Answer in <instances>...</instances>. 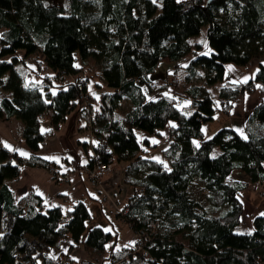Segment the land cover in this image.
Returning a JSON list of instances; mask_svg holds the SVG:
<instances>
[{
  "label": "trees",
  "instance_id": "obj_1",
  "mask_svg": "<svg viewBox=\"0 0 264 264\" xmlns=\"http://www.w3.org/2000/svg\"><path fill=\"white\" fill-rule=\"evenodd\" d=\"M202 28L208 55L200 54V43L188 42ZM31 54L37 70L43 65L49 72L36 70L38 82L26 83L25 60ZM187 54L192 57L182 77L191 111L183 113L163 95L149 97V75L160 61L178 64ZM88 58L98 64L94 73ZM78 61L89 74L81 73ZM253 61L259 71L246 83L221 84L215 97L191 83L197 67L211 85L221 82L225 64L246 67ZM78 78L81 89L88 82L107 88L96 108L92 101L87 106L99 115L89 117L76 100L79 89L73 81ZM257 84L264 94V0H211L206 5L205 0H0V88L8 91L0 100V118L22 121L21 137L30 152L22 158L0 147V264H11L17 254L38 264L67 242L69 249L79 244L86 253L103 256L80 264H111L110 259L112 264H263L264 216L252 217L250 232H236L243 185L225 178L239 169L251 181L264 180V95L245 118L246 138L229 127L207 138L201 132L202 122L217 110L226 114L231 100ZM124 99L131 108L116 114V104ZM75 108L78 119L90 122L93 135L106 138L105 150L94 146V159L126 162L123 181L131 192L116 217L132 232L148 233L142 251L127 254L129 244L116 247L115 235L98 226L81 239L89 220L81 200L62 210L46 206L31 190L12 198L8 183L22 165L53 167L58 173L36 154L50 135L41 130L39 116L53 129ZM167 122L168 142L160 151L165 164L144 158L146 147L154 146L143 138L140 147L134 131L157 135ZM196 186L208 207L226 208L218 214L204 211L191 191Z\"/></svg>",
  "mask_w": 264,
  "mask_h": 264
},
{
  "label": "crops",
  "instance_id": "obj_2",
  "mask_svg": "<svg viewBox=\"0 0 264 264\" xmlns=\"http://www.w3.org/2000/svg\"><path fill=\"white\" fill-rule=\"evenodd\" d=\"M16 54L19 57L23 56L22 51H17ZM33 57H34L33 54L27 55L25 60L26 71L24 73L23 79L26 83L38 82V78L35 77L34 75L37 68L33 60L34 59ZM75 63L79 65V68L80 67L83 69L85 68L83 61H81L80 63L79 61ZM175 65L176 64L173 63V66L169 70L165 71V75L161 77L160 80L150 81L149 96H151L152 98V96H154L155 94L156 96L163 95L174 105L177 104L176 102H178L177 97H182V99L187 101V104H184L183 106H186L188 111L187 113H189L191 111L190 99L186 94L185 90H183L182 92L176 91L173 93L174 95L172 94L165 95L166 93L164 92H167V90L165 91V89L157 90V86L159 85V82L165 79L166 73L167 72L171 73L173 72L174 68L176 69ZM226 67H230V65L224 66V72H223L222 80L220 82L221 84L229 82V81H225ZM231 67H233L232 69L234 68L236 69V67L234 66ZM252 69L253 67L249 68L250 71ZM176 70L177 71L180 70L179 71L180 73L182 72V68H178ZM255 70H257V68H255L250 74L253 75ZM45 72L47 73L49 72V70L45 69L43 65H41L40 70H37V73H39L40 75L44 74ZM89 83L90 82H88L87 84L88 89H89ZM181 94H184V96H181ZM5 96H8V91L6 89L0 88V100ZM249 99H251V97H246L243 94L238 95L236 98L230 101V108L224 115H226V117L229 119L231 117H241L244 127L245 118L251 110L244 111L243 107H244V103L246 101H249ZM177 108H179L183 113H185L180 107ZM78 116L79 115L77 109L75 108L65 114L62 123H60L56 128L52 129L47 121H44L41 127V130L43 131H47L50 129V135L42 144L39 145L36 154L44 159L45 157L57 158L59 162H57V159H47V160L51 161L55 169L58 171V173L64 176L65 182L62 184L59 181L53 180L45 168L39 166L22 165L19 169V173L16 179L8 183L9 191L12 195V198L15 201L18 200L20 197H22L27 191L31 190L38 197H40V199L46 206L48 207L59 206L62 210H68L71 207V204L76 200H81L86 206V202L89 199L93 198V196L95 195V190L96 193L98 191L99 194H102L103 192L102 195L103 196L106 195L107 197V194H109L108 191L111 190L113 191V188H115L120 184L121 176L123 181V171H124V167L126 166V163L124 162L125 163L124 166H121L119 162L113 165L115 160H112V162L107 164L108 170L102 173L99 183L96 185L98 189L94 187V184L90 183L86 174V170H87L86 163H87V156L88 154H91L93 152V149L91 143H89L88 140L89 139L87 134L88 132L83 128V120L78 119ZM22 128H23V123L17 117L10 116L6 119L0 118V147L9 150L12 153H15L19 157L28 158L30 152L27 149L21 137ZM165 131L167 132V130ZM84 132H86V135H84ZM151 136L155 137V135H151ZM154 137H153V141H154ZM143 138L144 136L142 137V139ZM141 140H138L140 142V147H144L145 145L141 143ZM153 141H150L148 139L149 145L156 146L154 144H151ZM21 152L27 153L28 155H21ZM118 190L120 191L121 189L118 188ZM130 192L131 190L128 186L127 188L128 196L130 195ZM128 196L126 197V200ZM244 203H245V208H248L246 209L247 211L245 212L247 213L252 212V210L254 209L253 206L249 202L242 201V205ZM130 231L132 232V230ZM250 231H251V226L248 223V231L243 233H247ZM131 239L132 236L128 235L126 237L127 240L126 244L121 245L120 243L118 247H122L130 244ZM117 241L115 243L116 245L118 244ZM62 250L66 251L72 259L75 258L74 260L77 261L88 260V256H93V257L99 256V255L88 254L83 249L71 250L68 248V242L67 244L63 245L59 251Z\"/></svg>",
  "mask_w": 264,
  "mask_h": 264
},
{
  "label": "rangeland",
  "instance_id": "obj_3",
  "mask_svg": "<svg viewBox=\"0 0 264 264\" xmlns=\"http://www.w3.org/2000/svg\"><path fill=\"white\" fill-rule=\"evenodd\" d=\"M201 41H205V39H204V28H202L197 35L190 37L188 39V42L191 46H193L194 43H200L201 44L200 54L207 53L206 55H208L210 53V49L208 48V46L207 47L205 46V43H201ZM191 57H192L191 54H187L185 57H183L181 62L178 63L179 66H178V64L175 65L176 69H178V68L183 69L184 65L186 64V62ZM87 64H88V68L91 70V72L94 73V70L97 69L98 64L95 63L93 60H91V58L87 59ZM225 65H230V67H226V71H225V81H229L228 83L243 82L245 77H247L248 79L251 78L252 75L250 73L255 68H258L257 61H253L252 63L246 65V67H239V66H235V65H232L229 63H227ZM172 66H173V63H171V62L160 61L157 64L153 73L149 75L150 81L160 80L161 77H163L165 75V71L169 70ZM231 66L236 67V69L235 68L232 69L233 67H231ZM251 67H253V69L250 71L249 68H251ZM85 69H86V67L83 69V71H81V73L83 75L89 74V73H86ZM176 69L174 68L173 72H171V71L170 72H171V74H173V76L176 77V79L178 80V84L174 87L168 86V85L164 84V82H163L164 79H163V81L161 80L159 82V85L157 86V90L165 89V91L167 90V92H164V93H166L165 95H170V94L174 95L173 93L176 91L182 92L183 90L187 89L188 84L184 81V79L182 77V72L180 73L179 72L180 70L177 71ZM167 73H169V72H167ZM191 83L200 86L202 91H204L206 94L211 95V96H216L217 90H218L219 86L221 85L220 81H217L211 85L207 84L203 78V69H201L200 67H197L196 74L192 78ZM260 88H261V84H257V85H255V87L252 91L243 93L244 96L251 97V99H249V101H246L244 103V107H243L244 111H248V110L250 111L260 101V99L264 95ZM89 89H90L89 91L91 92V96L93 98L92 106L96 107L98 100H99L100 92L106 91L107 88L104 87L101 89H96L93 87L92 82H90L89 83ZM181 96H184V94H181ZM149 97L151 98V96H149ZM155 97H157L156 94L154 96H152L151 99H154ZM183 100L184 99H182V97H177L178 102H176L177 104H175V105L177 107H180L185 113H187L188 111H187L186 106H183L184 104H187L186 103L187 101L184 100V102H183ZM130 108H131V104L129 103L128 100H125V99L120 100L116 104L115 113L116 114H123L127 110H129ZM170 124H171V122H167L162 129L158 130V134L155 135V137L154 136L150 137L148 134H146L145 132H142L140 130L134 131V133L137 137V140H141L142 137L144 136V138H147L150 141H153V137H154V141H157V143H154V142L151 143V144H154L156 146H154V147H148L147 146L146 152L141 153V155L144 158L153 159V160H156L159 162L161 161L165 164V159L161 155L160 151L167 146L168 141H167L165 130L167 129V126ZM221 127H231L240 136H242V137L246 136V130L243 127V121H242L241 117H231L229 119L226 117V115H224L222 112H220L218 110L215 111L212 119L202 122L201 132L203 134V137L207 138V137H210L217 129H219ZM238 129L242 130L243 134H241V131H238ZM84 135H86V132H84ZM117 163H118V161H114L113 165L117 164ZM119 163L121 164V166H124L126 162L124 163L123 161H119ZM225 179H226V181L227 180H231V181L237 180L238 183H241L243 185V187L240 190L241 202L242 201L249 202L254 208L252 210V212L247 213L245 211H247L246 209H248V208H245V203L242 205L243 210H244V208H245V210L243 212V215L241 216L240 224L237 225L234 229L238 233L246 232V231H248V223L251 226L252 217H254L255 215H261V213H264V183L262 185H259V184H257V185H246V183L248 181H251V180L248 178L247 175H245V173L243 171H241L239 169L232 170ZM195 184L196 183H194L193 185L195 186ZM94 187H96L98 189L96 184H94ZM118 188L121 190L119 191ZM127 188H128V185L122 181V176H121L120 184L118 186H116L115 188H113V191L112 190L108 191L109 194H107V197L105 199L103 198V195H102L103 192H102V194H99L98 191L96 193V190H95V195L93 196V198L89 199L86 202L85 207H86L88 214H89V220L86 221V223H85V228L81 234V239H83L86 236L87 231L91 227L98 226L101 229H103L104 231L110 232L112 235H115L116 241L118 239V241H117L118 244L116 245L117 247L119 246L120 243H121V245L126 244V242H127L126 237L128 235L132 236L133 232L130 231L131 229L129 228V226L125 222L121 221L118 217H116V211H115V208L112 206V202L116 203L118 209H121L125 203L126 197L128 196ZM191 191L193 192V194L195 196L198 195V197L200 198L201 207L207 213L218 214L226 208L225 205L221 206V208H219V209H214V208L208 207V205H206L204 200H203L204 191L201 190L200 186H196L195 188H192ZM65 244H67V243H63L61 245V247ZM110 244H111L110 242L107 243L106 248H108L110 246ZM61 247L58 250H51V252L55 253V252L59 251L61 249ZM75 249L81 250L82 247L78 244L77 246L71 248V250H75ZM101 257H103V256L102 255L94 256V257L88 256V261H93V262L96 261L97 262L98 259H101Z\"/></svg>",
  "mask_w": 264,
  "mask_h": 264
},
{
  "label": "built area",
  "instance_id": "obj_4",
  "mask_svg": "<svg viewBox=\"0 0 264 264\" xmlns=\"http://www.w3.org/2000/svg\"><path fill=\"white\" fill-rule=\"evenodd\" d=\"M73 82L79 89L76 100L79 101L83 106H86V108L88 109L89 117L91 115H95V116L99 115L97 111H93L89 107H87L88 104L91 103L92 101V96H91V92L89 91V89L87 88L81 89L82 87L81 78H78L74 80ZM163 82L165 85L172 86V87L178 84V80L171 73L166 74ZM39 120L42 122L44 121L41 115L39 116ZM90 127H91V124L89 121L83 122V128L88 132L87 133L88 138H89L88 140H89V143H91L92 149H94V146H96L98 151L105 150L106 149L105 136L103 134L99 136L93 135L90 131ZM91 156L93 157V161L91 162V166L86 170V174H87V178L89 179V181L92 184L97 185L99 183L102 173L108 170V166L106 163L97 162L94 159L95 158L94 152L91 154ZM47 172L52 179L54 178L57 181L61 182L62 184L65 182L64 176L59 173H56L53 167H49L47 169ZM263 183H264L263 180H255V181H248L246 185H257V184L262 185ZM137 191L139 192V194H142L143 188L138 187ZM103 198L105 199L106 195L103 196ZM112 206L116 208V203L112 202ZM121 209L116 208L115 210L116 213H123V210ZM148 226L152 229L154 228V224L151 222L148 223ZM149 241H150V237L148 236V233H146L145 231L138 230V231L133 232L132 239H131L130 244L127 246L128 248H127L126 253L134 254L138 251H142L143 244ZM109 261L110 262L112 261L113 263H115L113 259H110ZM11 264H36V263H34L32 259L25 257L23 254H17L14 257V260L12 261ZM38 264H80V261L72 259L66 251L62 250V251H57L55 253L50 251L45 256L44 260L40 261Z\"/></svg>",
  "mask_w": 264,
  "mask_h": 264
},
{
  "label": "snow or ice",
  "instance_id": "obj_5",
  "mask_svg": "<svg viewBox=\"0 0 264 264\" xmlns=\"http://www.w3.org/2000/svg\"><path fill=\"white\" fill-rule=\"evenodd\" d=\"M201 43H205V46L207 47V44H206V42L205 41H201ZM205 55L207 54V53H204ZM77 67H79V65H76ZM257 71H259V69H257ZM247 80H248V78L247 77H245V79H244V81L243 82H247ZM53 94H55V93H53ZM187 103V102H186ZM175 125H173V127H174ZM47 131H50V130H47ZM238 131H241V134H243L242 133V130H239L238 129ZM246 138V137H245ZM154 143H157V141H153ZM194 143H197V147L199 146V144H198V142H194ZM21 155H28L27 153H24V152H21ZM45 159H57V158H55V157H45ZM57 162H59L58 161V159H57ZM261 215L262 216H264V213H261ZM127 246V245H126ZM75 259V258H74Z\"/></svg>",
  "mask_w": 264,
  "mask_h": 264
},
{
  "label": "water",
  "instance_id": "obj_6",
  "mask_svg": "<svg viewBox=\"0 0 264 264\" xmlns=\"http://www.w3.org/2000/svg\"><path fill=\"white\" fill-rule=\"evenodd\" d=\"M209 1H211V0H205V5H206Z\"/></svg>",
  "mask_w": 264,
  "mask_h": 264
},
{
  "label": "bare ground",
  "instance_id": "obj_7",
  "mask_svg": "<svg viewBox=\"0 0 264 264\" xmlns=\"http://www.w3.org/2000/svg\"><path fill=\"white\" fill-rule=\"evenodd\" d=\"M45 120V119H44Z\"/></svg>",
  "mask_w": 264,
  "mask_h": 264
}]
</instances>
